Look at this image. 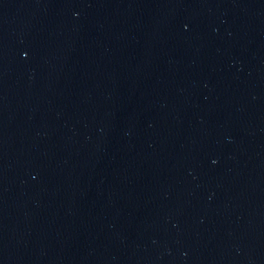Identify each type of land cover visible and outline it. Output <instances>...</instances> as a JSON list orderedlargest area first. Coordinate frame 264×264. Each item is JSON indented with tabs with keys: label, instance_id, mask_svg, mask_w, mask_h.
<instances>
[{
	"label": "water",
	"instance_id": "obj_1",
	"mask_svg": "<svg viewBox=\"0 0 264 264\" xmlns=\"http://www.w3.org/2000/svg\"><path fill=\"white\" fill-rule=\"evenodd\" d=\"M0 264H264V0H0Z\"/></svg>",
	"mask_w": 264,
	"mask_h": 264
}]
</instances>
